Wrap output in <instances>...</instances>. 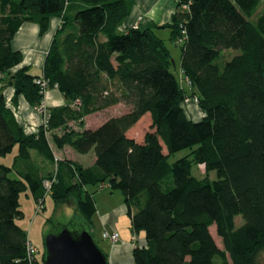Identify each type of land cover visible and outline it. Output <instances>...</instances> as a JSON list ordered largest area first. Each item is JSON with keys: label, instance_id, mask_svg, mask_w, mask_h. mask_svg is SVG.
<instances>
[{"label": "trees", "instance_id": "1", "mask_svg": "<svg viewBox=\"0 0 264 264\" xmlns=\"http://www.w3.org/2000/svg\"><path fill=\"white\" fill-rule=\"evenodd\" d=\"M134 3L0 0V155L18 147L12 165L0 161V264H31L27 231L17 222L23 192L38 204L48 195L57 205L74 203L75 217L92 230L95 193L106 185L124 195L132 230L145 233L146 244L133 250L135 264H217L216 258L256 264L264 250V0H179L169 23L121 31ZM52 17L60 24L42 72L19 67L24 57L13 47L15 34L35 22L43 35ZM165 28L181 49L188 89L157 33ZM227 49L239 52L220 66L215 61ZM44 81L66 103L47 109L45 122L28 133L16 115L18 99L42 107ZM7 86L14 88V108L4 96ZM189 100L203 111L200 120L186 113ZM119 103L129 110L86 126L88 115ZM147 113L151 126L140 142L127 131ZM65 146L94 151L95 163L57 159L55 150ZM183 150L189 152L171 161ZM32 152L54 170L26 172L22 162ZM194 164L217 178L194 176ZM54 178L48 191L45 182Z\"/></svg>", "mask_w": 264, "mask_h": 264}, {"label": "crops", "instance_id": "2", "mask_svg": "<svg viewBox=\"0 0 264 264\" xmlns=\"http://www.w3.org/2000/svg\"><path fill=\"white\" fill-rule=\"evenodd\" d=\"M175 10L176 4L174 0H135L132 11L120 26V30L125 31L128 28L136 26L154 29L156 26L169 23ZM59 24V17H52L50 19L49 28L43 35H40V26L35 22H25L20 27L12 42L14 49L21 51L24 57L19 67L29 66L34 73L40 74L42 72L46 55ZM162 30L165 29H160L157 33ZM1 86L2 83H0V87ZM13 95V87L7 86L4 88V96L7 105L12 108H14L12 105ZM65 103V98L57 88H49L46 91L43 102L45 110L51 107L64 105ZM121 106L125 109L127 108V110L120 112L119 114L110 115L107 119L120 116L129 110L128 106L119 103L107 108L106 111ZM15 111L20 124L28 133L37 131L44 122V114L38 109L30 106L23 96L19 97ZM104 121H101L96 127L100 126ZM86 126L90 127L88 124H86ZM130 129L127 131V134L142 142L144 136L142 138H136L129 132ZM55 151L57 152V150ZM58 151L60 156L55 152L57 159H70L84 167H90L96 161L94 151H90L83 155L84 158L82 160L80 159L81 156L77 155L75 150L70 148V146H65ZM67 151H71L72 153L67 154L66 156L65 153H67ZM54 167L55 165L53 163L48 162L36 152H32L31 161L22 162V168L26 172H31L33 175L43 176L52 172ZM95 201L97 211L93 217V228L91 231L94 237L96 230L99 232L100 240L103 243L102 250L108 255L109 264H135L133 257L134 247L136 244L144 246L146 244V238L143 231L135 233L132 230L131 218L128 214L124 195L118 194L117 191L111 192L109 186L106 185L95 193ZM69 205L72 207V211L76 214L75 204L71 203ZM104 231L118 232L119 240L117 242H112L110 239L104 238Z\"/></svg>", "mask_w": 264, "mask_h": 264}, {"label": "rangeland", "instance_id": "3", "mask_svg": "<svg viewBox=\"0 0 264 264\" xmlns=\"http://www.w3.org/2000/svg\"><path fill=\"white\" fill-rule=\"evenodd\" d=\"M175 1V0H174ZM176 4V1H175ZM263 11V4H261L254 18H257L262 14ZM160 30V29H159ZM160 37H162L167 47L170 49L171 55L174 60V64L172 66V70L176 73L178 79L180 80V84L184 86L186 89L189 88L188 83L183 79L182 72H181V49L179 46L175 45L173 41L170 39V29L165 28L158 33ZM239 51L234 49H227L222 52L219 58L216 59V63L220 66H223L227 61H229L235 54ZM184 108L188 113L189 117L193 120H200L203 116V111L194 101L185 102ZM41 108V107H40ZM38 109L41 113L44 114V117H47V110ZM127 108L115 107L109 110H103L98 113L90 114L85 118V124H88L90 127H96L101 121L107 119L108 116L119 114L120 112L126 111ZM151 126V119L149 114L145 117L141 118L136 124H134L131 129L130 133L134 135L136 138H142L145 133L150 129ZM71 148V147H70ZM17 145L14 147L13 151L7 155H0V161L6 163L8 165H12L14 161V155L17 152ZM77 155L81 156L80 159L82 160L84 157L82 153L75 151ZM189 152V150H183L171 157V161H175L176 159L183 157ZM58 155L60 154L57 150L56 152ZM71 151H67L65 155L71 154ZM63 155V154H62ZM60 156V155H59ZM192 174L198 178H202L205 176H209L211 179H216V172L210 171L206 172L205 167L202 164H194L192 168ZM118 194H122L120 191H117ZM20 207L24 212V216L20 219H17L18 224L25 228L28 234L29 241L38 248L40 251L38 256L40 259L43 254L44 249V238L45 236L52 231L55 227L61 224H68L71 220L75 217V212L72 211V207L70 205H57L52 198L51 195H48L45 202L43 204H38L35 202L32 194L28 192H23L20 196ZM236 226H240L243 223L242 216H237L235 219ZM211 232L220 248H223V240L221 237L217 235L216 226L211 227ZM95 241L97 245L102 249L103 243L100 240L99 232L96 230L95 232ZM217 264H219L220 260L216 258ZM40 264H44V261H41ZM256 264H264V250L259 253L257 256Z\"/></svg>", "mask_w": 264, "mask_h": 264}, {"label": "water", "instance_id": "4", "mask_svg": "<svg viewBox=\"0 0 264 264\" xmlns=\"http://www.w3.org/2000/svg\"><path fill=\"white\" fill-rule=\"evenodd\" d=\"M44 264H109L89 225L74 217L44 238Z\"/></svg>", "mask_w": 264, "mask_h": 264}, {"label": "built area", "instance_id": "5", "mask_svg": "<svg viewBox=\"0 0 264 264\" xmlns=\"http://www.w3.org/2000/svg\"><path fill=\"white\" fill-rule=\"evenodd\" d=\"M175 1L177 2L179 0H175ZM42 86L44 87V89L46 91L49 89L48 88V85H47V83L45 81L42 82ZM40 109H42V110L45 111V108H44L43 105H42V107ZM47 117H48V114H47ZM47 117H44V120L47 119ZM54 180H55V178L53 180H47L45 182V186H46V188H47L48 191L51 190L52 183H53ZM103 237L110 239L112 242H117L119 240V234L116 231H112V232H110V231H104L103 232ZM27 254H28V258H29L31 264H38V254H39V250L30 241L27 243Z\"/></svg>", "mask_w": 264, "mask_h": 264}]
</instances>
